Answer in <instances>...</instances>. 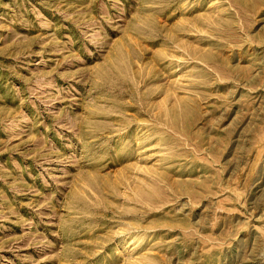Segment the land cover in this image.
Masks as SVG:
<instances>
[{"label":"rangeland","instance_id":"374dc122","mask_svg":"<svg viewBox=\"0 0 264 264\" xmlns=\"http://www.w3.org/2000/svg\"><path fill=\"white\" fill-rule=\"evenodd\" d=\"M0 264H264V0H0Z\"/></svg>","mask_w":264,"mask_h":264}]
</instances>
